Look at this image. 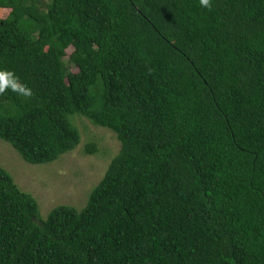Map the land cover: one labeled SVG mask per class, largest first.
Instances as JSON below:
<instances>
[{"label":"trees","instance_id":"trees-1","mask_svg":"<svg viewBox=\"0 0 264 264\" xmlns=\"http://www.w3.org/2000/svg\"><path fill=\"white\" fill-rule=\"evenodd\" d=\"M76 114L120 153L46 219L0 166V264H264V0H0V139L54 163Z\"/></svg>","mask_w":264,"mask_h":264},{"label":"rangeland","instance_id":"rangeland-1","mask_svg":"<svg viewBox=\"0 0 264 264\" xmlns=\"http://www.w3.org/2000/svg\"><path fill=\"white\" fill-rule=\"evenodd\" d=\"M8 14V11L1 13L4 18ZM72 52L70 49L69 53ZM72 121L81 132L82 142L54 163L31 165L16 149L0 139V166L13 176L22 191L37 199L43 219L60 205L79 210L85 208L91 192L104 179L112 160L122 148L113 131L95 126L79 114L74 115ZM91 146H96L95 153L88 152Z\"/></svg>","mask_w":264,"mask_h":264},{"label":"clouds","instance_id":"clouds-1","mask_svg":"<svg viewBox=\"0 0 264 264\" xmlns=\"http://www.w3.org/2000/svg\"><path fill=\"white\" fill-rule=\"evenodd\" d=\"M201 7L203 8H211L212 0H199Z\"/></svg>","mask_w":264,"mask_h":264}]
</instances>
